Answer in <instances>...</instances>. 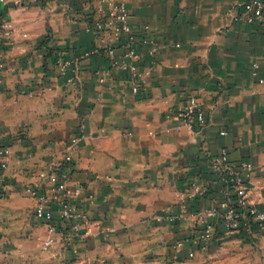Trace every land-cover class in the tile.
Instances as JSON below:
<instances>
[{
	"label": "crops",
	"instance_id": "crops-1",
	"mask_svg": "<svg viewBox=\"0 0 264 264\" xmlns=\"http://www.w3.org/2000/svg\"><path fill=\"white\" fill-rule=\"evenodd\" d=\"M100 1L0 8L15 26L13 42L0 46V147L11 159L0 264H264V225L226 233L221 215L212 239L174 246L199 238L198 212L224 199L212 166L223 147L230 162L253 165L250 200L264 209V26L230 17L246 0H115L129 10L141 69H150L134 93L113 65L120 44L110 55L106 34L87 30ZM150 39L159 43L153 55ZM192 96L208 115L201 132L171 116ZM70 146L68 184L81 188L91 233L72 245L59 234L42 251L37 237L48 233L25 187ZM194 182L208 192L181 198Z\"/></svg>",
	"mask_w": 264,
	"mask_h": 264
},
{
	"label": "built area",
	"instance_id": "built-area-1",
	"mask_svg": "<svg viewBox=\"0 0 264 264\" xmlns=\"http://www.w3.org/2000/svg\"><path fill=\"white\" fill-rule=\"evenodd\" d=\"M52 1V0H46ZM18 3L19 0H0V8ZM100 18L87 25L88 31L101 35L106 34L105 51L113 55L115 45L120 44L122 53L113 60V65L127 74L132 91L138 93L150 74V69H141L139 61L141 52L137 45L133 27L129 20V10L123 2L115 0L100 1L95 6ZM233 21L242 24H260L264 26V0H246L237 9L229 12ZM15 26L12 20L0 16V46L12 43ZM152 44L150 53L153 55L159 48V43L153 39L147 41ZM99 48L95 49V52ZM109 71L99 72L98 81L104 84ZM4 83L0 64V84ZM181 120L182 126L198 128V132L207 125L208 115L197 98L190 97L185 106L173 113ZM181 126H179L180 128ZM226 130L220 134L225 135ZM73 147H68L62 161H52L47 168L37 173V183L25 187V192L35 199L34 215L45 224L48 236L37 237L39 249L49 251L58 242V235L64 233V242L72 245L77 240L86 238L91 233V217L89 211L79 201L80 187H71L68 184V166L73 156ZM10 155L7 146L0 147V198L6 194V173L10 168ZM213 169L217 171L226 183L223 189L224 199L216 206L205 208L198 212L202 224L199 238L178 240L175 247H182L186 243L197 244L202 239L210 240L214 235V217L221 215L226 233L239 231L253 232L256 225H264V209L259 208L250 200L254 186L251 182L250 162H230L228 151L221 148L212 162ZM208 192L207 186L194 182L189 191L181 193L183 199H193Z\"/></svg>",
	"mask_w": 264,
	"mask_h": 264
}]
</instances>
